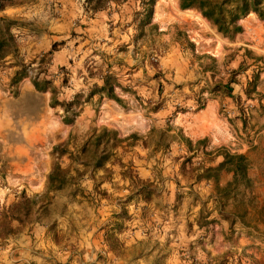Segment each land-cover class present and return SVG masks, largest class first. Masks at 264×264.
Returning a JSON list of instances; mask_svg holds the SVG:
<instances>
[{
    "label": "rangeland",
    "instance_id": "rangeland-1",
    "mask_svg": "<svg viewBox=\"0 0 264 264\" xmlns=\"http://www.w3.org/2000/svg\"><path fill=\"white\" fill-rule=\"evenodd\" d=\"M143 1L135 0L138 8L128 13L126 35L109 34L101 40L85 31L91 11L84 0H12L0 11L17 22L10 31L21 63L20 67L9 66L13 59L7 57L0 67V213L22 197L32 199L28 216L11 221L14 233L0 237V257L14 255L13 243L29 220L46 222L52 228L56 222L51 218L65 206L64 201L78 198L107 216V231L101 235L107 249L96 252L102 260L259 264L256 255L264 250V224L257 213L264 204V169L254 171L249 166L247 170L249 187L241 189L239 197L243 203L249 199L251 205L241 216L242 202L218 194L230 172H205L220 160L221 150L248 159L244 151L248 135L217 148L205 138L186 145L184 128L178 122L180 111H174L180 107L171 106L160 125L146 116L149 103L160 106L159 97L170 89L197 85L190 94L185 92L196 100L201 91L221 85L217 61L224 51L218 55L215 49L218 38L228 37L216 32L194 8L180 9L179 0H153L146 19ZM68 2L82 7L80 14L67 16ZM254 18L260 17L250 11L238 19L241 31L232 37L242 35ZM52 42H56L55 50L47 53ZM222 44L225 49L227 45ZM239 54L241 65L228 73L247 68L253 59L246 48H239ZM190 63L212 67L213 73L201 84L198 79L173 81V75H183ZM20 68L25 75L10 84L9 77ZM35 75L50 79L53 92L35 90L31 84ZM104 76H109L117 99L104 93L86 98L91 84H99ZM77 94L80 103L72 107L73 113H67L71 121L66 122L61 106L51 105L50 99L65 101ZM176 99L183 100L182 92ZM112 110L126 114V120L116 121ZM141 114L146 119L144 126L140 125ZM247 117L242 120L244 126ZM138 130L144 144L152 145L149 155L156 149L154 155L161 158L151 180L138 176L133 154L127 153L128 143L139 137L135 135ZM100 158L102 164L95 166ZM58 196L59 204L55 202ZM219 219L228 222L227 229H220ZM53 237L63 240L56 232ZM69 244L72 255L81 253Z\"/></svg>",
    "mask_w": 264,
    "mask_h": 264
},
{
    "label": "crops",
    "instance_id": "crops-1",
    "mask_svg": "<svg viewBox=\"0 0 264 264\" xmlns=\"http://www.w3.org/2000/svg\"><path fill=\"white\" fill-rule=\"evenodd\" d=\"M92 2H89L90 6ZM69 5L70 9L66 11L67 16L72 18L80 14L82 7L77 6V4L75 6V3H69ZM137 8L138 5L135 0H100V5L96 9L90 7L91 16L88 18L85 31L94 40H101L109 34L126 35L130 19L128 13ZM192 11L198 12L196 9ZM198 14L200 15L199 12ZM109 25H112V28ZM220 39H222L223 44L225 43L224 45H227L225 49H222L224 54H221L220 60L217 61L219 74L223 76L222 81L228 75L229 69H235L241 65L242 57L239 54V48H246L253 56L248 67L237 71L233 81L229 83L230 93L227 94L217 90L201 91L198 94L201 96L199 98L201 107L195 109L196 100L189 94L197 85H189L190 88L187 85L181 86L180 89L177 87L168 88L170 90L159 97L162 102L160 106H155V102L149 103L146 111L147 119L155 125L163 124L166 121L165 116L171 113V101L176 100L179 93L182 92L183 111L179 114L178 122L184 128L183 139L186 145L192 140L205 138L209 140L211 146L217 148L224 143H231L234 138H242V136L248 135L247 138L250 141L248 145H244V151L250 161L249 166L254 171L256 168L264 169V18H254L251 23L245 26L244 33L235 39L234 37L228 39L218 38V40ZM96 44H98V41ZM185 70L183 75H173V81L179 78H182L183 81L198 79V83L201 84L205 78H208V73H213L212 67L204 64H200L198 67L195 64H186ZM256 71L258 72V78L254 89L252 92L245 94L244 90L248 79L251 73ZM207 80L211 83V80ZM178 90L180 91L178 92ZM236 99H245L250 104L246 126L242 124V119L238 116L235 105ZM105 106L109 107L106 103ZM110 114L115 116V120L118 122L120 119L122 121L127 118L126 114L119 111L112 110ZM140 117L143 118L140 125L144 126L146 119L142 114ZM135 135L136 137L139 136V139L136 138L131 144L128 143L127 153L133 154L130 157L138 176L141 179L148 178L151 180L153 169L155 166L160 165L161 158L154 155L155 152L157 153L156 149L151 151L153 155H149L147 151L152 149V145L144 144L142 139L144 136H142L141 130H138ZM175 144L179 148L183 147L180 143ZM127 157L129 158V156ZM261 179V182L264 183V177ZM60 197L58 196L55 199L57 204H59ZM104 203H108V200H104ZM64 204L65 206L61 207L52 216L51 220L55 219L56 222V225L52 228L48 229L46 222L39 224L29 220L13 243L14 255L11 257L1 256L0 264H119L116 263V259L107 257L102 260L97 257V250L107 249L101 238L102 233L107 231L105 212L103 210H93L88 202L78 198H75L74 201L71 199L64 201ZM218 222L221 230L227 229V221L219 219ZM54 232L57 233V236L62 235L63 240L55 241ZM68 232L70 235H67L68 239L64 241ZM70 242L76 246L77 250H81V253L72 255V252H69ZM262 249H264V246ZM256 252H258V249L254 247L253 255H256ZM81 254L87 256L82 257ZM256 257L259 264H264V250L259 251Z\"/></svg>",
    "mask_w": 264,
    "mask_h": 264
},
{
    "label": "trees",
    "instance_id": "trees-1",
    "mask_svg": "<svg viewBox=\"0 0 264 264\" xmlns=\"http://www.w3.org/2000/svg\"><path fill=\"white\" fill-rule=\"evenodd\" d=\"M90 1H93L90 6L92 9H96L100 5V0H84L85 3H89ZM142 3L145 6L143 8L144 17L147 19L151 12V5L153 3V0H144ZM10 4H12V0H0V11L3 10L5 5ZM189 7L196 9L200 13L201 17L205 18L215 27L216 32L228 38H231L235 33L241 31V28L236 23V21L245 16L248 12L252 11L255 12L260 18L264 17V0H179L180 9H186ZM14 24H17L15 20L8 18L6 15H0V67L4 62L7 61V57L13 59L9 66L20 67L21 65L17 57V48L15 46L14 34L10 31V27ZM55 45L56 42H52L50 44V48L47 50V53L53 52L55 50ZM236 73L237 72L235 71L228 73L226 78L221 82V85L213 88L212 90H220L229 94V83L233 81V77ZM24 75L25 73H23L22 68L14 70L12 75L9 77L10 84L15 83ZM257 78L258 72H252L244 90L245 94L253 91ZM109 80V76H104L99 84L93 82L85 97L89 98L94 94L104 93L108 97L117 99L112 94L111 83ZM31 84L37 91H44L46 89H49L51 93L53 92L50 79L39 78L38 75H35L31 77ZM176 101L177 99L171 101L170 103V105L174 108L175 106L173 105ZM237 101H239V99L235 100V105ZM79 103L80 102L78 94L73 96L70 100L65 101H58L53 97H51L50 99L51 105L61 106L62 110L65 113L63 119L66 122L71 121L69 116H67V113H73L74 109L72 107L78 106ZM200 107L201 102L197 98L195 109H199ZM174 111L182 112L183 108H175ZM237 111L239 118L243 120V118L245 117H242L241 114H239V109ZM218 155H220V160L216 162L215 166L211 168H205V172L210 169H213L215 171L224 169L227 172H230V179L225 183L224 186L219 188L218 194L220 198H224L226 200L230 198L233 202H242V199H240L241 197H239L241 195V189L249 187V177L247 174V170L249 168V160L244 154L228 153L225 150H221ZM101 159L102 158L98 159L95 162V166H99L102 164ZM206 177H208V175H206ZM49 178L52 179V174H49ZM30 202H32V199L22 197L20 201L11 204L5 211L0 213L1 238L10 233H14L13 228L10 224L11 221L16 220L17 222H20L21 220H23L22 218L28 216L30 211ZM243 204L244 207L239 213V216L245 214L249 206L251 205L249 199ZM257 216L258 220L262 224H264V204L259 207ZM197 225L201 226V223Z\"/></svg>",
    "mask_w": 264,
    "mask_h": 264
},
{
    "label": "built area",
    "instance_id": "built-area-1",
    "mask_svg": "<svg viewBox=\"0 0 264 264\" xmlns=\"http://www.w3.org/2000/svg\"><path fill=\"white\" fill-rule=\"evenodd\" d=\"M237 105V110L239 109V114H241L242 117H246V115L248 114L249 108H250V104L246 101V100H239L236 102ZM174 106L175 107H183V104L181 103V101H176L174 102Z\"/></svg>",
    "mask_w": 264,
    "mask_h": 264
},
{
    "label": "bare ground",
    "instance_id": "bare-ground-1",
    "mask_svg": "<svg viewBox=\"0 0 264 264\" xmlns=\"http://www.w3.org/2000/svg\"><path fill=\"white\" fill-rule=\"evenodd\" d=\"M187 11H190V10H187ZM222 40L220 39V40H218V45H219V47L217 46V48L215 49V51H216V53L218 54V55H220L221 54V50H222V48H221V44H222Z\"/></svg>",
    "mask_w": 264,
    "mask_h": 264
}]
</instances>
